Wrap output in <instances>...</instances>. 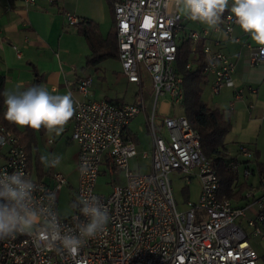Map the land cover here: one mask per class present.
Masks as SVG:
<instances>
[{"label": "built area", "instance_id": "built-area-1", "mask_svg": "<svg viewBox=\"0 0 264 264\" xmlns=\"http://www.w3.org/2000/svg\"><path fill=\"white\" fill-rule=\"evenodd\" d=\"M21 1L31 5L41 0ZM108 1L114 15L117 58L124 75L139 86L144 76L151 81L154 104L146 123L152 147L140 155L150 159L149 170L141 172L129 164L138 151L127 127L144 112L142 99L134 104L88 99L90 76L76 81V91L82 98H72L75 112L70 120V138L79 150L78 181L71 194L69 216H61L57 210V195L67 184L66 177L60 172L49 174L47 181L33 177L24 145L0 125V147H6L0 172L19 170L25 174L23 179L35 182L32 204L42 214L37 230L54 217L61 235H78L79 228L91 219L81 210L93 206L94 199L111 217L106 231L87 239L74 255L60 250L58 242L51 250L37 247L27 234L0 239V264H264V253L258 254L251 242L258 236L264 246V166L258 165L254 172L255 150L240 143L234 152L222 157L234 174L232 196L228 197L221 190L213 159L202 152L200 135L187 118L156 113L155 102L161 96H167L175 106L183 103L182 76L174 67L182 30L175 0ZM65 17L69 26L81 21L71 13ZM219 23L225 34L237 24L230 10ZM187 36L198 40L203 34L191 30ZM202 52L206 61L201 73L211 76L210 90L218 94L231 82L234 62L209 45H203ZM262 62L264 51L259 46L251 47L249 63ZM82 165L87 167L86 173L81 172ZM102 170L109 174L121 171L123 182L113 185L108 193L96 191ZM172 172L181 176L186 194L192 179L198 178L196 200L188 198L181 207L177 204L169 178ZM254 173L259 180L257 187L240 189L241 175L246 182Z\"/></svg>", "mask_w": 264, "mask_h": 264}, {"label": "crops", "instance_id": "crops-1", "mask_svg": "<svg viewBox=\"0 0 264 264\" xmlns=\"http://www.w3.org/2000/svg\"><path fill=\"white\" fill-rule=\"evenodd\" d=\"M66 13L74 14L81 20H89L96 24L98 34L102 39L107 40L113 36L114 15L108 0H59L55 2L41 0L31 5H26L21 0H0V76L4 78L3 93L5 91L9 93L25 91L32 87L35 79H38V85L46 88L52 94H71L72 98L81 99L82 96L75 87L79 78L90 76L92 83L94 79L107 82V72L112 71L119 73V76H114L115 79H123L127 85H135L138 90L134 93V100L127 101L124 97L109 96L107 93L101 97H95L91 87L86 98L93 100L108 99L123 104L139 103L142 99L146 123V117L151 113L154 102L151 106L146 107L142 95L140 98L138 97L140 95L139 88L142 89L143 86V78L140 86L134 82H129L116 56L105 57L95 65H85L90 49L83 35L78 32V27L67 24ZM181 16L182 30L178 34L177 46H180L187 39L190 40L187 63L191 65V69L196 67L199 57L198 48L200 47L202 50L203 45H209L212 50L222 51L234 62V71L231 82L228 84L230 85L228 99H231L228 103L229 106L223 110L216 108L230 120L232 126L236 121H232L231 112L227 115L226 110L232 111L233 106L236 111L244 112L245 109H248L251 113L254 109L255 113H260L261 107L264 106V62L254 65L249 63L250 48L257 46L251 41L250 36L241 31L238 24L233 26L229 34L224 33L219 26L220 23L215 27H208L199 22L196 24L191 22L188 23V27L187 23L183 22L185 15L181 14ZM191 30L201 32L203 37L198 40H191L187 36ZM110 61H115L117 65L114 67L109 65L108 62ZM174 67L177 69L176 63H174ZM203 76L202 90L205 86L209 87L211 82V76ZM144 77L149 78L148 76ZM249 87L254 89V92L250 91ZM245 89L249 91V94H246ZM161 98L159 106L157 105L158 99L155 102L156 113L159 115L177 114L175 108L177 106L183 108V103L175 106L170 103L167 96H161ZM201 99L203 100L202 97ZM206 105L213 108L207 103ZM180 115H184V110ZM258 116L254 119H264L262 115L261 117ZM132 120L127 127V133L135 140L138 154L134 157L136 164L132 166L131 159L129 164L132 169L147 172L150 159L148 164H141L139 161L140 159H148V157L142 158L140 156L141 151L145 149L140 147L137 133L130 127ZM16 127L20 131L25 128ZM146 130L148 134V126ZM70 135V121L59 136L47 132L43 127L35 131V156H41L39 150V141H41L44 144L43 151L48 152L49 150L51 157L53 154L60 157L61 161L58 165L63 170L67 183L76 178V158L79 150L77 142L71 140ZM226 138L225 143L230 152L234 151L238 144L248 145L252 140V137L246 132L237 137L236 146L234 143L232 145ZM150 140L151 144L148 150L152 147L151 137ZM254 150L258 159L259 152L257 149ZM5 155L6 147L4 149L0 147V163L5 159ZM28 160L30 168L34 167L33 154L29 156ZM259 167L261 166L259 165ZM35 170L38 179L48 180L44 168H42V175L38 174L36 165Z\"/></svg>", "mask_w": 264, "mask_h": 264}, {"label": "clouds", "instance_id": "clouds-1", "mask_svg": "<svg viewBox=\"0 0 264 264\" xmlns=\"http://www.w3.org/2000/svg\"><path fill=\"white\" fill-rule=\"evenodd\" d=\"M177 10L195 22L208 27H215L221 21L226 10H230L241 31L250 36L251 41L264 51V0H175ZM6 105L5 119L18 127L39 130L42 127L49 133L59 136L72 119L75 107L71 94H52L46 88L34 85L19 93H3ZM41 155V162L46 167H55L60 157ZM86 173L87 167L81 166ZM22 171L11 174L0 172V239L14 236L16 233L33 237L37 247L45 246L49 250L54 245L70 254H76L87 239L96 238L107 229L111 219L109 212L94 199L93 206H85L81 211L91 219L82 225L78 235H61L55 218L40 230L41 212L32 204V193L36 184L31 179H23Z\"/></svg>", "mask_w": 264, "mask_h": 264}, {"label": "rangeland", "instance_id": "rangeland-1", "mask_svg": "<svg viewBox=\"0 0 264 264\" xmlns=\"http://www.w3.org/2000/svg\"><path fill=\"white\" fill-rule=\"evenodd\" d=\"M232 0H229V9L231 8ZM184 23H187V26L189 25L188 23H198L195 21H192L189 19L187 16L184 17ZM189 27V26H188ZM109 65L111 66H116L117 64L115 61H110L108 62ZM108 80L107 82L101 81V79H94L92 86H91V91L92 94L97 96H102L104 93H107L109 96H120L124 97L125 100L127 101H133L134 100V93L137 92V88L135 85H127L123 79H115L116 76H119V73H113L112 71L107 72ZM115 76V77H114ZM230 85L225 84L220 92L218 94H214L210 90V86H205L201 92V97L203 100L210 106V107H217L220 110H223L227 106H229V102L231 99H228V88ZM246 94H249L248 90L245 89ZM139 98L143 97L144 99V104L146 107H149L152 105L154 102V95L152 93L151 89V82L150 78H143V86L142 89L139 88ZM161 97L158 98L157 105L159 106L161 103ZM229 108V107H228ZM227 108V109H228ZM148 111V110H147ZM175 111L177 115H180L183 111L182 106H177L175 108ZM262 111H264V106L261 107L259 116L261 117ZM231 112V119L234 122V125L232 126L231 130L229 133L226 135V140L230 141L231 144H235L236 146V141L237 137L241 136L242 133L248 134L250 137H252L251 143L248 144L251 148L257 149L259 152V157L258 159L253 163L252 168L254 169V172L256 173V169L258 168V165L262 166L264 165V119L262 120H257L254 119L255 117L258 116L257 113H255L254 109L251 111L248 109H245L244 112L236 111L233 106V110H226V114L229 115ZM144 112H141L138 114L131 122L130 127L136 131L137 133V138L139 141V145L141 148L145 149L146 151H149L148 149L150 148L151 140H150V133L148 132L147 134V125L144 120ZM251 115V116H250ZM258 116V117H259ZM251 117V118H250ZM252 119L251 121H249ZM40 139V136H39ZM52 141V140H51ZM74 143V142H73ZM255 143V145H254ZM44 147L43 142L39 141V150L41 152V155H49V150L48 152H45L42 150ZM3 149L5 147H2ZM36 151H32V154L34 156V167L31 168L32 170V176L37 177L36 170H35V153ZM234 152V151H233ZM41 157V156H40ZM50 160L54 159V157L49 155ZM139 158V157H138ZM61 161V159H60ZM141 164H148L149 158L148 159H140L139 160ZM41 162V159H40ZM131 165L134 166L136 164V158L131 159ZM41 167H42V162H41ZM44 170L47 172L46 175L55 173V172H60L64 175L63 170L59 165H56L55 167H46L43 164ZM250 175L246 182L241 175V180H240V185H243L244 189L248 187H257L258 185V176L256 174ZM242 174V173H241ZM38 178V177H37ZM170 178V183L172 186V191L173 195L175 197V200L177 204L181 207L182 203H184L185 200L188 198L191 200H196L200 188V182L198 178H193L190 186H189V193L186 194L184 190L182 189L184 182L182 181V178L178 173L172 172L169 175ZM124 180L123 178V173L120 171H116L112 174H109L108 172L106 173H101L98 177L97 184H96V191H99L100 193H108L112 186L115 184H120ZM78 181V174H76V178L72 179V181L68 182L67 184L63 185V187L59 190L58 195H57V210L59 214L63 217L69 216L72 213V209L70 206V201H71V194L74 191V188H76ZM251 242L255 250L258 252V254L264 253V246H262V243L259 239V237H252Z\"/></svg>", "mask_w": 264, "mask_h": 264}, {"label": "trees", "instance_id": "trees-1", "mask_svg": "<svg viewBox=\"0 0 264 264\" xmlns=\"http://www.w3.org/2000/svg\"><path fill=\"white\" fill-rule=\"evenodd\" d=\"M76 27H78V32L83 35L90 49V53L85 60V65H95L105 57H117L115 28L113 36L105 40L98 34L96 24L89 20H81ZM198 50L199 57L194 69L185 67L190 51L189 39L178 46L176 52V71L182 76L183 81L184 115L190 125L196 129L200 135L202 152L205 156L214 161L216 173L221 182L222 192L226 196L231 197V185L234 180V174L227 167L222 157L229 152L225 143V137L231 130L232 125L230 120L219 109L209 108L201 99V84L204 81V76L201 73V70L206 60L200 47ZM3 85L4 78L3 76H0V125L11 130L18 136L20 142L23 143L29 158L36 146L35 131L37 130L25 127L20 131L15 124L10 123L5 119L4 113L6 112V105L4 104L5 98L3 95ZM34 85H38V79H35L32 86ZM35 162L38 174L42 175L39 155L35 156ZM243 188V185H240V189Z\"/></svg>", "mask_w": 264, "mask_h": 264}]
</instances>
